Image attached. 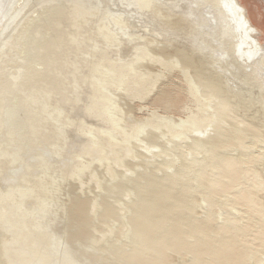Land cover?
Listing matches in <instances>:
<instances>
[{
	"label": "bare ground",
	"instance_id": "6f19581e",
	"mask_svg": "<svg viewBox=\"0 0 264 264\" xmlns=\"http://www.w3.org/2000/svg\"><path fill=\"white\" fill-rule=\"evenodd\" d=\"M210 1L219 7V12L222 11L224 0ZM230 1L236 9L240 5L237 0ZM56 2L68 5L48 10L45 14L38 13L33 19L34 24H31V20L29 22L34 13V4L45 3L44 7H55L58 5ZM156 2L10 0L4 8L0 20V179L5 176L8 183L0 185V264H41L45 252L57 257L56 261L47 264H66L63 247L45 228L46 224L51 227V221L55 218L58 207L55 188L58 183L73 178L79 187L84 186L80 174L93 163H103L102 175H106L120 166L123 157L131 155L129 144L134 148L142 145L141 140L139 143L137 140L150 126L151 130L145 132V141L149 145L159 146L163 143L160 139L166 138L167 132L174 139L192 133L202 134L204 131L201 129L215 116V125L208 137L195 138L187 144L174 139L164 143L162 147L166 156L154 163V170L159 172L151 171L142 176L147 183L143 184L141 179L124 181L112 188L110 194L120 196L131 183L145 199V202L133 207L131 221L139 231V239L154 246L161 260H166L169 252H173L191 255L198 262L193 264H264V205L258 198L263 184L260 174L254 169L255 164L264 160V134L257 125L249 124V113L253 109V118L262 115L264 120V102L261 100L264 84L254 87H251V82L245 84L248 95L236 107L237 111H242V119L236 115L229 120L222 103L217 107L216 114L210 113L208 100L191 77L194 74H190L189 80L191 90L192 87L195 90L197 113H161L145 105L142 100L144 93L150 85L154 88L163 68L167 69L163 60L166 54L157 50L156 34L147 36L141 32L128 36L133 46L125 57H121L117 50H112L116 54L114 56L113 52L107 51L106 46H118L122 35H126L130 29L122 15V7H126L129 12L143 9L162 15L163 9ZM65 10H68V15L67 11L65 15ZM241 11L239 15L243 16ZM212 13V16L209 13L210 21L215 26L217 17L214 9ZM66 16L72 21L69 24L74 23L69 26L75 27V31L90 27L92 21L96 22V46H100L101 50L81 78L78 77L77 67L85 63L82 57L73 61L76 55L72 54L73 62L68 63L70 73L62 72V75L71 74L73 78L72 83H68L64 77L66 83L63 84H69L68 88L63 87V78L59 77L62 67L56 64L61 62L58 56L66 45L61 40V31L58 33L59 28L63 29ZM218 16L221 20L226 18V14L225 17L221 13ZM242 20L247 32L251 28L256 32L246 17L243 16ZM176 29L170 27L171 37L168 31L163 33L173 41L167 44L179 43V39L175 40L178 37L174 35ZM69 31L72 32V29ZM72 33H65L70 36V39L65 40L68 42L66 46L73 42L74 50L71 49L80 51L82 43L85 44L89 36L86 41L81 42L77 37L71 41V37H74ZM162 41L165 39L162 38ZM189 44L188 49H179L186 50L185 54L195 61L199 51ZM245 45L243 51L250 56L259 49L264 54L260 43L249 32ZM239 46V43L233 44V50L236 52ZM85 52L88 54L87 50ZM194 53L197 55L192 57ZM185 54L177 50L174 56H170L168 61L171 67L178 66L183 72L193 70L190 65L186 66L190 61ZM108 56L120 62H109ZM61 57V60L65 59ZM66 60H63L62 64H66L63 68L67 67ZM221 61L216 69L206 67L204 73L211 71L223 75ZM155 65L159 69L150 67ZM260 65V69H264V55ZM84 78H88L90 83L87 96L91 101L87 109H92L97 118L88 131V145L79 154L81 158L89 155L88 160L80 163L76 169H66L56 160V156L39 153L31 161L37 167L36 174H32L26 163L29 161L25 157L27 144L24 142V133L30 129L35 134V129L48 121H52L50 129L54 130L55 137H60L63 130L71 128L73 119L66 111L76 107L78 87L85 82ZM261 82L264 83V75ZM137 87L143 88L142 92ZM151 90L154 89L150 88L149 93ZM129 100H139L141 104L131 106ZM134 110L142 114L134 116ZM86 111L84 109L82 113ZM62 119L65 120L64 124ZM98 135L102 139H95ZM52 136L49 134L43 142L50 141ZM78 147L81 148V141ZM112 147L117 148L119 154L108 157ZM168 168L172 170L166 173L164 170ZM32 175L38 180L36 184L29 183ZM51 200L52 203L48 205ZM105 203H108V207L102 211H105L106 217L99 224L116 218V210L108 198ZM89 208L88 202L78 199L73 202L71 209L70 224L84 241L92 239L94 227L99 226L91 218L83 217L82 212L89 211ZM201 209L203 215L200 214ZM219 221H224V224ZM92 261L98 264L104 260L102 256L96 255Z\"/></svg>",
	"mask_w": 264,
	"mask_h": 264
},
{
	"label": "rangeland",
	"instance_id": "374dc122",
	"mask_svg": "<svg viewBox=\"0 0 264 264\" xmlns=\"http://www.w3.org/2000/svg\"><path fill=\"white\" fill-rule=\"evenodd\" d=\"M9 1L10 0H0V20L3 18L2 13L4 11V8L7 7V4L9 3ZM228 1H230V0H228ZM237 2L240 5L236 6L237 9L234 7L233 8L238 11V14L240 13V9L242 11L244 10V12L241 11V15L246 17L247 20L249 21V24L256 29L255 33L252 31V28L248 29L249 34L252 37H255L257 39V41L260 43L259 46H262L261 49H264V0H237ZM56 3L58 5L55 7H51V6L44 7L45 3L34 4L33 5L34 13H33V16L31 17L32 19L31 18L29 19V22L32 21L31 24H34L33 19H35V16L37 17L38 13L44 12V14H45V12H47L48 10L53 11V10H55L56 7L60 8V6L65 7L68 5L67 3H61V2H56ZM156 3H158L159 6L163 9L162 15L155 14L151 10L148 11V10H143V9H139V11L136 10L134 12H129L128 9H126V7H122L121 8L122 15H123L125 21L127 22V25L130 27V29L128 28V33L126 35H122L123 38H122L121 42L118 44V46H109V47L106 46L107 51L113 52V51L117 50V52H120L121 57H125L129 54V52L133 46V43L131 41H129L128 36L135 34V33H141V32L147 36H149L151 33H154V34H156L155 37L157 39V42H156L157 45H161V43L159 41H162V38L165 39V41H167L169 39V36L167 34H163V33H166L167 31H168V33H170L169 32L170 27L171 28H177L175 30L174 35L176 37L178 36L175 40L179 39V43L174 42V46H176L177 48H174V50L172 52H174V51L176 52L177 50L182 51L179 48L188 49L190 47L189 43H191V45L193 47L198 49L199 54H198V56H196V58H198V57H201V58H198L197 60L195 59V61H193L191 58H189L185 54V52H183V53L185 54V56L190 61L189 64L186 66L190 65V67L193 69V72H194V76H191V75L190 76L194 78L195 83H197L200 86L201 90L204 93H208L207 91H205L206 90L205 89L206 88L205 79L206 78L209 79L210 77L204 78L203 75L200 74V72L204 73L206 67L216 69V66L219 63V60H221V59H219L220 56H218V52H217L219 50L217 43H215L216 42L215 31H218V25L217 24L215 26L211 25L212 21H210L211 17L209 14V13H212V11L210 10L211 6H212V10L214 9V12H216L217 14L219 12V7L215 6L214 3H212L210 0H157ZM192 4H196L197 7L192 8ZM221 6H222L223 12L222 11L219 12L218 15H220V13H221V15H223L225 17V14H226V18L224 20L222 19V21H227L228 15H227L226 11L223 9V3L221 4ZM176 8L178 10H174ZM30 10H32V7ZM66 11H67V15H68V10L64 11L65 15H66ZM195 11L197 12L196 16H198L197 21H194L191 17H188V16H193ZM174 12H177L179 15H181L180 16L181 18L178 20H175V21L172 20L171 14ZM243 16H241V17L243 18ZM63 21L65 22V23H63V29L61 26L62 30H60V28H59L58 33L61 31L60 32V35L62 36L61 40L64 41L63 43H65L67 45L68 42H66V41H67V39H70V36L67 34L74 32L75 30H73V29H75V27L72 28V26L71 27L69 26V25H73L74 23L69 24L72 21L68 20V16H66V18L64 17ZM66 25H68V26L66 27ZM95 25H96V22L92 21L90 27H88V28L83 27V29L81 28L78 30L76 29V31L74 33H72L74 37L73 38L71 37V41H73L72 39H74V38L76 39V37H77V40L79 39V41L81 39V42H82V40L86 41L87 40L86 37L89 36V39L87 40L88 42L86 41L85 44L82 43V49L80 51L79 50H77L76 52L73 51L74 50L73 49L74 44H73V42L68 40L69 42H71V43H69V44H71L70 46L65 45V47L67 48L66 53H68V54L65 53V51H66L65 47H63V49H62L63 52H61L62 57H61V54H59L58 59L61 62H58V60H57L58 63H56V64L58 66H60V68L62 67V70L59 67H57L61 70V72L59 73V77L62 76L61 78H63L62 84L66 83L65 78H67L68 83H72L73 78L71 77V74L62 75V72L67 73L69 71V73H70L71 68L69 67L68 63L69 62L71 63L72 59L74 58V55H76V57L74 58L73 61H75L77 58L82 57V60L85 63V65L80 64L77 67V68H79V70L78 69L77 70H78V73L80 74V75L78 74V77L81 78V76H83V74H86L89 67L92 66L95 58H97L98 55L101 53L100 52L101 51L100 46L99 47L96 46L98 37H97V32L95 30ZM145 26H146V28H145ZM68 27H69V29H68ZM70 28L72 29V32L69 31V30H71ZM62 31H64V32H62ZM66 31H67V34H65ZM211 32L213 34H210ZM52 33L54 34L55 32H52ZM58 33H57V35H58ZM72 34H71V36H72ZM209 34L212 36H209ZM172 35L173 34H171L170 37ZM66 36H68V37H66ZM226 36L228 37V43L225 46V49L230 55H232V54L235 55L236 52L233 50V44L237 45L239 43V40L241 38V34L236 33L233 30V27L230 26L228 29V32L226 33ZM83 37H85V38H83ZM190 39L194 41L193 44H192ZM169 41H171V40H169ZM203 44L208 46L207 47L208 49H205L203 47ZM103 46H105V45H103ZM68 47H70L69 49H71V48L73 49V50L71 49V53H70V50L68 49ZM86 50H87L88 54H85ZM200 50L201 51L205 50L208 52L203 53ZM82 51L84 53H82ZM257 51H261L263 53V50L259 49ZM255 52H254V54H256ZM73 53H74V55H72ZM63 54L67 55L66 56L67 58ZM112 54L114 56H116V54L114 52ZM68 55H70V56H68ZM77 55H81V56H77ZM63 56L65 57V59H63L64 58ZM114 56H112V57H114ZM60 57L63 60L67 59L65 61V63L67 62V67L69 69L67 67H66L67 69L65 67L63 68V66H66V64H62L64 62H63V60L60 59ZM71 57H72V59H71ZM200 59H201V61H200ZM261 60H262V58H258V60L255 61L250 66H246L243 63L235 64V63H232L231 61H225L221 64L223 66L222 73H223V75L226 76L225 82L227 83V85L229 87H232L233 89L238 87L237 89L239 91V93H238L239 95H236L237 97L235 98V97L227 96V94H226V96L223 97L222 93L219 92L220 90H218L219 97L217 99L218 101H217L216 106L219 107V105L221 103L224 105L223 106L224 111H225V114L227 113L229 120L233 119L232 117H234L236 115H238V116L242 115V113H241L242 111L241 110L237 111L236 107H237V105H239L241 103V99L243 97H247V95H248V91L246 88L247 86L245 84L248 82H251L252 83L251 87H254L255 85L259 86V85L264 84L261 82L263 75H264V69H260L262 67L260 65ZM107 61L114 62V63L120 62L118 60H111L110 56H108ZM196 62L201 64V66L205 69L200 71L201 69L198 67ZM61 64H62V66H61ZM150 67L159 69V67L156 65L150 66ZM41 68L42 67H40V69ZM65 70H67V71H65ZM162 71H163V73H162ZM162 71H161L160 77L158 79L159 81L157 80L156 84H154V88L150 85V88L154 89V90H151L149 93L150 88H148L147 91L144 93V95H143L144 99H142L143 103H145V105H147L151 108L158 109L161 113H170L171 112V114H177V115L184 114V112H188V111H192V112L197 113L198 109L196 107L195 100H193L188 95L186 85H185L184 81L182 80L180 73L178 71H174L171 75L166 77L167 76L165 73L166 70L163 68ZM68 79H71V80H68ZM84 79H85V82L83 84L79 85V87H78L79 93L77 96V102L78 103H77L76 107L71 108V109L66 111V113L68 115H71V117L73 119V121L70 124L71 128L63 130V132H61L62 134L60 135V137H55L54 130L52 128L50 129V126L52 125V121H48V122L44 123L43 125H41L40 127H38L37 129H35V132H34L35 134L31 133L30 129L24 133V142L27 144V146L25 147V157H27L26 161L30 162V163L29 162H26V163H27L28 168L33 171L32 174H36L37 167L35 165H32L31 161H34L35 157L39 153H45V154H48L50 156H52V155L56 156V160H59L60 164L63 167H65L66 169H68V168L76 169V167L78 165H80V163H85L88 160L89 155L81 158V155H79V154L88 145V141L90 138L88 131H90L93 120L94 119L97 120V118L94 117L96 115H94L92 109L91 110L87 109V106L91 101V98H89L87 96V94L90 91V83L88 81V78H84ZM208 79H206V80H208ZM67 85H69V84H63V87H67ZM63 89L64 88H62V90ZM111 89H114V87H112ZM137 89L140 92H142V90H143V88H140V87H137ZM145 94L146 95L148 94V95L145 96ZM57 97H60V95L59 96L57 95ZM261 100L264 102V90L262 92ZM128 103L131 106H137V105L141 104V102L139 103V100L138 101L129 100ZM84 109L87 110L86 113H82ZM132 112H133L134 116H140L142 114V112L140 113L137 110H134ZM254 113H255V109L250 111L249 122H251V123H249V122H247V123H249L251 125H257V127L264 134V120H262L263 117H262V115H259L257 119H254L253 118ZM97 117H99V116H97ZM225 119H227V118L225 117ZM62 120H63L62 122L64 124L65 120L64 119H62ZM21 133H22V131H20V134ZM49 134H53L52 139H50V141H47L46 143L43 142V140ZM192 134H194V133H192ZM95 139H102V137L98 135L97 137H95ZM79 141H81V148L78 147ZM156 146L158 147V145H155V146L150 145V147L152 148L151 150H153V148L156 149L155 148ZM117 154H119V150L115 147H112L109 149L107 156L110 157L111 155H117ZM13 167H15V164ZM254 169L260 174V177L262 179L261 181L263 184V189L258 194V198L262 201V203L264 205V160L258 164H255ZM4 177H2L0 179V185H2V186L6 185L8 183V181H6ZM31 179L32 180L29 182L30 184L31 183L36 184L38 181L34 175L31 176ZM142 202H145V199L143 197H142ZM107 207H108V203H104L103 210H106ZM82 214H83L84 218H86V219L90 218L89 211H83ZM200 214L201 215L204 214L203 209H201ZM104 217H106L105 211H102L100 213V218L96 221H93V220L92 221L94 223L95 222L99 223L100 220L104 219ZM97 227L98 226L94 227V229L92 231L93 233H95V231L98 229ZM136 230L138 231L137 228H136ZM171 253H173V252H169V255L167 256L166 260H161L159 258L158 260H153L152 262L157 263V264H172L171 263V256H170ZM173 254H179V253H173ZM183 254H185V253H183ZM2 260H3V258H2ZM56 260H57L56 256H54L53 254H49V253L45 252L44 260H42L41 264H47L49 261H56ZM193 262H197V261L193 258Z\"/></svg>",
	"mask_w": 264,
	"mask_h": 264
},
{
	"label": "water",
	"instance_id": "95a60500",
	"mask_svg": "<svg viewBox=\"0 0 264 264\" xmlns=\"http://www.w3.org/2000/svg\"><path fill=\"white\" fill-rule=\"evenodd\" d=\"M233 4V2H232ZM231 1L224 0L223 8L228 14V20L222 21L216 12L218 31H215V38L218 46V56L221 58V62L231 61L235 64L243 63L246 66L252 65L258 58L263 57L261 51H256L253 56H250L248 53L243 51L245 47V42L248 39V32L245 30V25L242 22V17L238 14V11L233 8ZM196 4H192V8H196ZM174 10H178L177 8ZM212 11V9L210 8ZM197 12L191 17L194 21L198 20L196 16ZM213 13H211L212 16ZM172 20L180 19L181 15L177 12L171 14ZM190 18V19H191ZM232 26L233 30L236 33L241 34L239 40L240 46L237 48L235 55H230L225 46L228 43V37L226 33L228 32L229 27ZM210 34H213L212 32ZM209 36H212L210 35ZM169 40V39H168ZM191 40V39H190ZM166 42V43H165ZM193 44V40H191ZM160 46L158 45L157 50L163 51L166 56L164 62L167 65L165 71L166 77L171 75L174 71H178L182 74V80L186 85L188 95L195 100V94L190 88V74L193 75V70L188 72H183L180 70V67H171L168 61V58L174 56V44L173 41H162ZM205 49H208L205 44H203ZM186 50H182L184 52ZM201 51V50H200ZM203 53L208 51H201ZM197 55L194 53L192 57ZM198 56V55H197ZM201 58V57H198ZM196 58V60L198 59ZM201 61V59H200ZM198 67L204 70L201 64L197 63ZM243 67V66H242ZM248 68V67H247ZM204 78L210 77L208 80L205 79L206 90L208 93L204 94L205 98L209 103V112L216 114L217 112V99L219 97V92L222 93L223 97H237L239 95L238 87L233 89L227 85L226 76L221 74H214L211 71L207 73L200 72ZM222 90H221V89ZM218 90H220L218 92ZM243 117V115H241ZM240 116V119L242 117ZM215 118L211 117L209 124H207L202 131V134H188L186 136H180L178 138H172L169 132L166 133L167 137L160 139L163 143L155 147L156 149L150 147L149 143L145 141L147 131L141 133L140 139L142 145L138 148L132 147L131 144V155L123 157L120 161V166H116L112 171H108L106 175H102L103 163H93L91 166H87L80 174V178L84 180L85 185L79 187L78 182L73 178L62 180L61 183H58L56 190V201H57V210L55 212V218L51 221V227L46 224L48 231L52 234L53 238L57 243L63 247V251L67 257L66 264H94L92 261L93 256L99 255L103 257V262L98 264H148L153 260H158L160 254L155 250V247L147 243L146 241L139 239L136 228L132 224V217L134 215V206L140 205L142 202L141 195L136 191V189L131 185L127 186V189L123 193L115 197L110 194L111 189L114 188L118 183L124 181H135L140 180L143 184L147 183V180L142 178L145 173L155 171L154 163L159 161L162 157L166 156L163 150L162 145L166 142L179 141L178 143L187 144L192 139L195 138H206L212 132L215 125ZM209 125V126H208ZM208 126V127H207ZM207 127V128H206ZM159 135V132H156ZM146 142V143H143ZM158 148V149H157ZM172 154V153H169ZM174 156V155H173ZM172 169L164 170L166 173ZM158 173L159 171H155ZM93 175V176H92ZM106 198H108L112 207L116 210V218L103 222L99 225L97 230L94 233V236L89 241H84L79 238L78 234L74 231L70 224L71 209L73 202L76 200H83L89 204V216L93 221H96L100 218V213L103 210L104 203ZM52 203V200L48 205ZM52 214V213H51ZM50 218V217H49ZM50 220V219H49ZM221 224H224V221H219ZM55 228V229H54ZM172 264H193V258L188 254H170Z\"/></svg>",
	"mask_w": 264,
	"mask_h": 264
}]
</instances>
